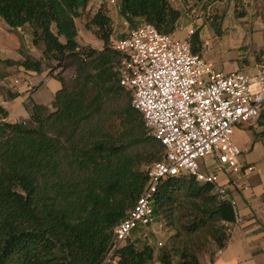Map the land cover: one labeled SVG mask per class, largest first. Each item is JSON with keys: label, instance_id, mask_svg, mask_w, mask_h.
Here are the masks:
<instances>
[{"label": "trees", "instance_id": "1", "mask_svg": "<svg viewBox=\"0 0 264 264\" xmlns=\"http://www.w3.org/2000/svg\"><path fill=\"white\" fill-rule=\"evenodd\" d=\"M89 1L0 0L8 30L28 27L40 52L36 59L20 50L21 62L0 65L40 74L44 61L52 64V75L60 70L50 107L28 100V119L9 123L0 106V264H104L115 228L148 184L147 168L163 160V147L149 136L131 93L119 84L122 55L112 44L125 36L114 39L112 19L98 10L86 28L102 49L77 42L76 20ZM114 1L129 30L147 24L173 38L181 17L173 2L211 8L225 0ZM211 26L221 34L220 24ZM198 44L194 32L195 55ZM67 69L73 71L68 81L60 76ZM256 126L259 131L250 129L253 139L264 144V109ZM151 207V225L174 234L155 250L151 225L134 230L115 252L116 264H200L202 255L213 257L226 246L235 223L234 207L219 200L214 186L186 176L163 181Z\"/></svg>", "mask_w": 264, "mask_h": 264}, {"label": "built area", "instance_id": "2", "mask_svg": "<svg viewBox=\"0 0 264 264\" xmlns=\"http://www.w3.org/2000/svg\"><path fill=\"white\" fill-rule=\"evenodd\" d=\"M110 3L116 5L114 0ZM193 33L186 40H177L145 24L128 30L112 44L122 55L119 84L131 93L132 107L142 115L149 136L163 147L164 156L147 168L148 184L115 228L104 264H116L113 256L131 233L152 224V199L166 179L186 176L201 185H212L219 200L234 207L219 185L218 175L211 172L212 164L238 187V176L254 172L251 165L241 164L242 152L233 135L237 127L255 123L264 108V65L252 75L216 72L191 52Z\"/></svg>", "mask_w": 264, "mask_h": 264}, {"label": "crops", "instance_id": "3", "mask_svg": "<svg viewBox=\"0 0 264 264\" xmlns=\"http://www.w3.org/2000/svg\"><path fill=\"white\" fill-rule=\"evenodd\" d=\"M246 4L242 0V4L238 6L246 8L248 5ZM172 7L181 14L173 38L186 40L190 31L197 32L199 40L197 53L212 65L214 71L224 74L241 71L252 75L259 65H264V19L259 21V18L255 17L239 16L222 20L223 27L219 28L221 34L218 39L226 36L238 45L236 49H230L228 46V51L225 52L223 42L210 40L211 28L207 25L205 15L202 16L200 4L175 1ZM203 17L205 22L201 25ZM189 19L193 27L187 29L185 21ZM13 33L19 36L20 43H13L11 40ZM13 33L0 23V60L21 62L23 58L20 50L36 59L40 56L33 48L31 38L28 39L27 27L16 29ZM10 77H15L13 84L9 82ZM19 77L23 83L21 89L15 86ZM59 89V82L49 77L47 73L36 74L26 71L21 66L0 65V106L7 111L6 121L9 123L28 119L29 113L25 109L28 100L37 105L50 107ZM251 129L257 131L256 126H252ZM233 141L242 152L241 164L251 165L254 172L249 176H238V187L230 183L224 172L214 169L216 164H212L211 172L218 175L219 185L225 188L229 200L235 204V223L231 227L226 246L219 253L216 251L213 257L208 254L202 255L199 259L200 264H264V144L255 142L252 131H247L242 126L235 129ZM243 186L245 189H242Z\"/></svg>", "mask_w": 264, "mask_h": 264}, {"label": "rangeland", "instance_id": "4", "mask_svg": "<svg viewBox=\"0 0 264 264\" xmlns=\"http://www.w3.org/2000/svg\"><path fill=\"white\" fill-rule=\"evenodd\" d=\"M234 1L236 0H225L224 2H221L222 4H215L212 5L211 8L209 7H201V10L198 9V11L200 10L201 13L203 14L202 16L205 15L206 21H207V25L208 27L211 28V30H209L210 35L209 37H211L210 40H214L215 42L217 41H221L224 43L225 45V52L228 51V46L230 47V49H236V47H238V45L236 44V42H232L231 39H228L226 36H221L220 39H218V37L220 35H217L214 31V29L211 26V23L213 24H220L219 28L223 27L222 25V20H226L229 17H239V16H245L244 18H256L259 21H262V19H264V5L262 0H244L247 4L246 8L240 7L238 5L242 4V0L240 2L235 3ZM98 10H102L106 15L110 16V18L112 19L113 22V38L114 39H118L121 38L123 36L126 35V33L128 32V30L130 29L128 25L123 23V20H121L118 16H117V3L116 5H112L110 3V0H90L87 9L83 12V14L81 15L80 18H78L76 20V25L78 28V37H77V42L79 43V45L81 46H88L92 49L95 50H101L102 49V43L100 41L97 40V38L94 36L93 31H89L86 28V24L88 23V21L90 20V18L93 16V14L95 12H97ZM199 11V12H200ZM224 13L223 15H221V13ZM205 18H202V21L200 22L201 25L205 22ZM0 23L3 27H5L6 30H8L7 26L3 23V21L0 19ZM187 29H190L193 27V25L191 24V20H187L185 21ZM28 28V27H27ZM29 30V28H28ZM10 33H13V31L8 30ZM28 39H30V30H29V35H28ZM14 39V40H13ZM13 39H11L13 41V43H20L21 39L19 38V36L15 33H13ZM38 54L40 55V52H38ZM38 55V56H39ZM1 58V57H0ZM40 58V56L38 57ZM37 58V59H38ZM52 64L48 63V62H42V72L43 73H47V75L49 77L55 78V76H57V74L59 73L60 70H57L55 73H52ZM60 76H62V78H64L66 81H68L69 79L72 78L73 76V71L72 69H67V70H63L60 73ZM15 81V77H10L9 78V82L13 84V82ZM17 85H15L18 89H21L23 87V83L21 81V78L19 77L17 80ZM118 104V102H116ZM118 106V105H116ZM111 108V107H110ZM116 108V107H115ZM17 115V114H16ZM17 118V116H16ZM20 121V120H19ZM21 122V121H20ZM257 122V121H256ZM256 122L253 124H247L244 125L242 127H244L245 130L249 131L251 129L252 126H256ZM257 127V126H256ZM257 131H259V128H257ZM188 222L189 219H184L183 222ZM148 234H150V238L152 241V244H154L155 246V250H158L159 248H162L163 246H165L168 243V239L174 234L173 231L166 229L164 227H160L159 225H155V226H151L148 230ZM156 236H158L156 238ZM134 238H138V235L134 236L132 239ZM158 242H160L162 244V247H158L157 244Z\"/></svg>", "mask_w": 264, "mask_h": 264}]
</instances>
